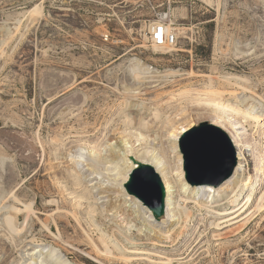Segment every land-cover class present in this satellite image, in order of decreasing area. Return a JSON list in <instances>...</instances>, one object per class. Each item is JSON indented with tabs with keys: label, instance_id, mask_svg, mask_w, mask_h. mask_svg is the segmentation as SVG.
I'll list each match as a JSON object with an SVG mask.
<instances>
[{
	"label": "rangeland",
	"instance_id": "obj_1",
	"mask_svg": "<svg viewBox=\"0 0 264 264\" xmlns=\"http://www.w3.org/2000/svg\"><path fill=\"white\" fill-rule=\"evenodd\" d=\"M36 5L42 6L41 15L26 13ZM161 19L178 30L176 49L181 50L164 53L151 45L152 24ZM135 61L150 67L143 76L155 77L136 78L131 70ZM166 70H178L183 76L167 82L161 76ZM229 76L237 79L228 83ZM210 85L232 107H247L264 118V0H0V264H264V210L236 234L230 230L235 225L213 228L210 222L216 218L191 203L193 219L187 225L180 221L173 229L169 219L163 221L166 191L165 212L158 217L144 198L151 196L150 185L132 182L134 175L143 178L150 171L136 163L123 181L116 169L130 164L127 158L134 152L144 150L175 167L179 155L168 132L172 123L187 119L194 123L191 127L212 122V106L204 103L206 98L199 99L207 97L203 93ZM153 106L162 115L149 131L124 130V111L148 115L147 107ZM229 112L243 127L242 171L252 176L239 200L226 205L232 208L244 201L251 186H258V196L264 191V125L257 128L254 120ZM97 124L107 131L99 135L100 146L95 149V132L84 129ZM54 136L61 138L57 158L53 157L59 172L77 163L85 184L98 196L96 202L104 211L95 220L99 228L115 234L110 237L115 243L121 240L126 247L150 250L154 260L129 261L125 257L132 252L122 249L111 262H99L65 241L82 239L74 219L60 223L64 240L55 228L49 231L43 224L47 215L39 218V209L49 196L62 201L57 191L62 179L53 178L43 167L50 152L48 141ZM183 136L178 151L186 175ZM78 137L87 140L79 142ZM250 142L252 151L247 150ZM113 147L120 158L109 156ZM189 182L196 190L201 185ZM12 189L19 190L23 201L37 203L28 217L24 204H19L23 211L17 225L23 230L16 234V243L2 226L13 203ZM111 204L117 208L110 210ZM130 204L142 209L141 215L129 216ZM151 226L157 234L149 232ZM217 233L226 236L216 240ZM34 236L46 244L31 243ZM50 239L85 257L87 263L74 262Z\"/></svg>",
	"mask_w": 264,
	"mask_h": 264
},
{
	"label": "bare ground",
	"instance_id": "obj_2",
	"mask_svg": "<svg viewBox=\"0 0 264 264\" xmlns=\"http://www.w3.org/2000/svg\"><path fill=\"white\" fill-rule=\"evenodd\" d=\"M206 1L211 2V0H206ZM42 12H43L42 6L36 5L31 10H28L26 13H28L29 15H35V14L41 15ZM158 22L159 21L153 22L152 24L153 28L157 25ZM153 28L151 30H153ZM154 48L155 50H159L164 53L173 50H181L179 48L176 49V47L167 49L164 46H155V45ZM148 69H150L149 66L141 64L139 61H135L132 65L131 70L133 71V73H135L136 78L155 77L154 75L153 76L142 75L144 71L147 72L146 70ZM161 76L167 82H171L176 78L178 77L180 78L181 76H183V73H181L178 70H166ZM226 79L228 83H233V80L237 78L233 76H229ZM246 89L247 88H245L244 90L246 91ZM203 94L207 95V97L201 96L199 97V99L206 98L205 99L206 101H204V103H206L207 106L208 105L212 106L213 108L212 110L213 113L211 117L212 122L214 124L221 126L225 130H227V132H229L238 150V158H239L238 165L236 166L234 173L228 179H226L224 183H222V185L216 188V186L212 184H201L200 186H197L199 189L196 190V187L191 186L188 178L185 175L182 165V161H183L182 153L178 151V139L192 128L191 126L194 123H192V120L190 119H187L177 125H175L176 124L175 122L172 123L171 130H169L168 132L169 138H172V149L173 150L177 149L179 155L178 156L179 162L176 163L175 167L170 166V164L168 163L167 164L163 163L160 156H157V154H155L154 152L149 150H144L142 152L140 151L134 152L133 156L128 157L127 158L128 161L129 159H131L130 164L129 162H127L128 163L127 165L121 168H118L116 166L117 168L116 167L115 168L119 169L118 174L123 175L122 179L124 181L127 178L128 173L135 167L136 163H139L141 165L144 164L142 162H146L147 164L153 165L155 167L156 171L163 178L166 189L165 190L166 212L164 215V217L166 218H163L164 219L163 221L165 222L168 221L169 219V224L173 226V229L175 228L174 226L176 224L180 223V221L185 225H187L193 219L194 212L188 209V205L193 203L198 211H202L204 209L212 216H214V218H216L215 221L210 222V224L214 226L213 228L222 230V228L226 226L235 225L232 228H230V230L231 232L237 231L236 234H238L250 222L251 218L253 219L254 217L257 216L258 212H262L264 210V191L261 193V195L258 196V186L256 187V185H253L251 186L250 191L248 193L246 192L247 195L243 196L242 200L244 201L242 203H237V206L235 205L236 207H232V208L226 207V205L229 206L236 203L239 200L240 196L243 195L244 190L249 187V184L252 181V176L246 175V173L242 171L244 170L243 166H244V160L246 158V154L244 150L245 140L243 139L241 132V129L243 127H240V121L229 111L242 114L245 117V119L247 118L249 120H254L255 126L257 128L263 127L264 125L263 122L264 118L262 117L263 113H257L258 111L253 112L250 109H247V107L244 108L232 107L229 103H226L225 101L217 97L221 95V92H217V90L214 89L212 85H210L207 88L206 92ZM239 96L241 97V95ZM201 102L203 101L199 100V103ZM249 106L251 107V105ZM147 109L149 110L148 115L137 114V116H131L129 112L124 111L122 113L124 115L123 116L124 119L122 121V123L124 124V130L126 131L127 129H131L132 127H136L144 131H149L151 126H153L152 124L156 123L160 119L162 114L158 106L147 107ZM148 116H151L152 120L149 119ZM84 131L95 132L94 133L95 140H93L94 144L92 146L93 148L98 149L100 146L99 135L105 134L107 131V127H104L102 129L101 126L97 124L94 125L91 130L85 128ZM129 134L132 135L131 132ZM123 137L121 138L122 142H124ZM60 140H61L60 137L54 136L51 140L48 141L50 152L47 158L48 162L43 167L44 169L48 170V173L51 174L53 178H56L57 180L62 179V182L59 184V186L57 185V189H58L57 191L58 193H60L62 201H58L52 195L49 196L50 199L48 203L43 207V209H39V211L41 212L38 215L39 218L41 217V215L45 213L47 215L45 219L42 220L43 224L48 228L49 231H54L55 228L59 232L60 237L63 239L62 236L64 235V233L60 226V223L62 222L63 219H65L67 222H70L71 219H74L77 226L82 229V233H80L82 239H78V240L74 239L72 241L65 239V241L71 244L75 248L87 251L89 255L93 256L99 262H104V263L111 262L114 258H118L117 252L118 253L122 252L121 251L122 249L132 252L129 256L125 257L129 261L134 259H146L151 261L154 260L150 258L153 252L151 253V251L146 248H138V247L129 248L126 247V245H124L121 242V240H119L118 243L113 242L112 238L110 237L111 235L114 237L115 234H111L108 233V231L106 230L100 229L101 227L99 228V226L95 223L96 217L99 214L104 216V211L100 209L99 205L96 202L98 196L94 193L93 188H90L89 185L85 184L84 174L78 169L77 163L76 165L68 166V168L65 171L59 172V170L57 169L58 165H56L53 162V157L57 158L56 150H58L57 145L59 146ZM80 140L86 141L87 139L78 137L79 142H81ZM90 144H91L90 142L87 143L88 146ZM247 145L250 147V149L247 150L252 151L253 150L252 142H250ZM42 147L45 152L46 149L44 148L43 144ZM109 156H114L115 158H118L120 156V153L118 152L116 147L115 148L113 147V150H111ZM262 161H264V159ZM174 169H177L176 176L173 175ZM18 193L19 190L15 191L12 189L10 191L9 195L10 198L13 199V203L10 205L9 213L6 214L2 220V226L6 230V235L9 238H11V240L15 243H16V234H19L23 230V228H20L17 225V221L21 218L23 209L26 211L25 215H27L28 217L30 216V214H32V212H35L34 210L36 209L37 206L36 200H34V202L27 203L26 201H23L19 197ZM20 203L21 204L23 203L24 204L23 206L25 208L22 209V207L19 206ZM124 203H126V200H124L123 203L121 204L124 205ZM254 203L255 206H253ZM128 207L129 208L126 209L130 212L129 216L137 213L136 215H134V217H137L138 215H141L143 211L140 208L139 209H135L134 207L132 208V204L128 205ZM114 208H117V206L111 204L110 210H113ZM2 209L3 206L0 207V210ZM26 219L27 218H25V220ZM173 219H175L176 221H174ZM156 229L155 226H153V228L151 226L149 232L155 231V234H157ZM96 231H98L97 237L95 236ZM213 235L216 236L215 237L216 240H222L226 236L225 235L223 237L222 234L220 233ZM48 238L50 237L48 236ZM50 240L54 246L59 247L64 252V254L68 258H71L74 262L87 263V259L85 257H82L72 249L66 247L60 241L55 239H50ZM31 243H37V245L39 246L42 244H46L44 242V239L39 238L37 236L31 238ZM34 253L36 254V251ZM60 264H68V263L60 262Z\"/></svg>",
	"mask_w": 264,
	"mask_h": 264
},
{
	"label": "water",
	"instance_id": "obj_3",
	"mask_svg": "<svg viewBox=\"0 0 264 264\" xmlns=\"http://www.w3.org/2000/svg\"><path fill=\"white\" fill-rule=\"evenodd\" d=\"M180 148L184 153L186 177L194 183L220 185L234 173L238 164L228 132L209 121H203L188 130L180 142ZM140 166L148 169L150 174L143 178H137L136 174L132 182L150 185L151 196L144 198L152 203L155 214L162 216L165 212V190L159 174L150 164Z\"/></svg>",
	"mask_w": 264,
	"mask_h": 264
},
{
	"label": "built area",
	"instance_id": "obj_4",
	"mask_svg": "<svg viewBox=\"0 0 264 264\" xmlns=\"http://www.w3.org/2000/svg\"><path fill=\"white\" fill-rule=\"evenodd\" d=\"M150 34L152 46H164L170 49L178 45V30L165 19L159 20ZM104 38L106 41L109 40V34H104Z\"/></svg>",
	"mask_w": 264,
	"mask_h": 264
}]
</instances>
